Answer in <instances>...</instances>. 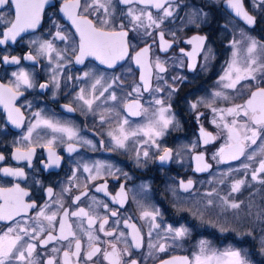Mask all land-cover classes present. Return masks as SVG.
Segmentation results:
<instances>
[{
    "label": "flooded vegetation",
    "instance_id": "1",
    "mask_svg": "<svg viewBox=\"0 0 264 264\" xmlns=\"http://www.w3.org/2000/svg\"><path fill=\"white\" fill-rule=\"evenodd\" d=\"M63 2L51 0L35 29L22 33L15 42L9 40L0 45V84L12 85L15 82L13 74L23 70L35 85L29 89L21 88L23 95L16 101L15 106L22 114L19 127L8 119L7 112L0 106V156L4 157L0 160V188L18 185L27 193L25 203L36 205L26 215L16 218L29 231L37 225L44 229L40 232L36 227V233H33L36 238L29 240L37 244L33 259L38 264H46L48 259H53L54 264H62L63 252L75 251L76 239L81 242V254L79 260L72 257V264H108L103 254L112 252V244L116 245L121 264L131 260L137 264H162V261L177 256H186L192 261L198 254L200 239L218 240L229 245L228 237L232 234L229 231L218 234L209 218L215 219V208L202 202L206 193L216 189L225 169L238 165L243 158L223 163L216 154L230 143L224 125H231L236 119L239 128L246 121L243 116H229L226 110L243 104L252 91L264 87V6L259 0H243L245 10L256 20L254 25H248L228 7L227 0H169L160 9L135 0L129 4L120 0H100L108 9L107 15L104 9H99L89 18L98 27L99 21L108 19L106 30L128 33V57L119 61L115 68H108L90 56L81 64L75 62L79 54V36L59 11ZM165 9L172 15L165 17ZM13 12L6 6L0 9V16L11 21ZM149 14L160 22L159 27L149 26ZM133 16H139V21L134 22ZM8 26V23H0V38ZM57 30L66 39H58ZM161 33L171 45L167 51L161 50ZM194 36L206 39L193 61L186 55L192 52L193 45L186 41ZM252 40L256 41V48L249 53ZM47 42H51L54 49L50 56L40 51V46ZM143 48L149 49L148 73L132 59ZM29 55L32 59H24ZM5 56L16 57L20 63L5 64ZM252 59L255 60L252 67L256 69L252 75L256 78L242 79L234 89L225 88L229 81L221 80V77L229 70V65L235 60L238 66L245 67ZM158 63L165 69L163 72L158 71ZM190 64L194 67L190 68ZM142 74L148 79L147 90L141 80ZM235 75L233 72L232 76ZM96 79H100V84L93 92ZM41 84L47 87L41 89ZM105 88L108 91L100 96ZM81 89L87 98L99 96L91 110L76 99ZM217 92L221 95L216 96ZM112 94L116 100L110 98ZM157 100L162 103L157 104ZM133 103L139 104L137 115H129L127 111V106ZM66 106H71L73 111L69 112ZM161 108L167 109L164 117L171 123L162 136L149 138L145 131L160 127ZM43 119L73 128L76 137L69 140L41 124L25 139L29 128ZM124 120L128 121L123 125L124 129L135 130L138 135L130 136L125 142L126 148L120 149L115 147L109 132L119 135ZM202 128L215 139L205 144ZM69 145L74 149L72 152L68 151ZM164 149L170 150V158L161 163L159 156L163 155ZM17 150L31 151V162L14 159ZM49 150L60 158L58 166L46 167L50 163ZM145 151L148 157L143 155ZM199 154H203L204 163L210 165L208 172L196 171L195 157ZM4 169L21 170L24 175H5ZM182 181L184 184L192 181L187 192L182 188ZM102 185H106L107 195L96 191ZM49 187L52 188L51 197L47 193ZM121 187L125 191L123 205L113 202ZM76 196L81 199L73 203ZM196 202L202 204V209L194 210ZM41 208H45L47 215L56 213L54 227L37 217ZM80 208L93 218L92 228L88 227V217L71 214ZM65 210L69 213L67 225L75 237L54 239L41 246V241L49 234L59 237V224ZM202 210L204 214L209 213L208 217L203 216ZM144 211L153 212L155 220L143 217ZM113 212L116 215H112ZM105 219L107 223L102 232L100 224ZM15 223L0 221V234ZM127 225H134L138 230L139 248L132 241L133 228ZM169 227L174 230L185 228L187 232L174 238L175 232H169ZM109 231L114 235H105ZM89 233L98 239L89 241ZM150 244L155 247L150 248ZM90 245L99 247L101 252L92 260H86ZM160 245H164L166 251L160 252Z\"/></svg>",
    "mask_w": 264,
    "mask_h": 264
},
{
    "label": "snow or ice",
    "instance_id": "2",
    "mask_svg": "<svg viewBox=\"0 0 264 264\" xmlns=\"http://www.w3.org/2000/svg\"><path fill=\"white\" fill-rule=\"evenodd\" d=\"M121 3L129 4L133 0H120ZM137 3H143L145 5L151 4L153 7L160 9L163 7L164 3H168L169 0H135ZM260 4L264 6V0H259ZM51 0H0V9H4L6 6L10 9H13V19L11 21H6L3 16H0V23H8L10 26L7 27V30L3 32V38H0V45L5 44L7 41L11 40L12 42L16 41V38L22 33L35 29L41 22V18L44 14L45 6L49 5ZM227 5L230 9L235 12L237 17L242 18L248 25H254L256 23L255 17L250 15L244 8L243 0H227ZM54 6V5H53ZM99 9H104L105 14L107 15L108 9L105 4L101 3L100 0H64L63 4L60 6L59 11L63 16L71 22V25L75 28L76 34L79 36V46H78V55L75 57V62L81 64L84 62L86 57H93L95 60L99 61L100 64L106 65L108 68H115L116 64L128 57L129 44L127 40L128 33L126 31H108L105 26L108 25V19L99 21L100 26L98 27L92 19L89 18V15L95 14ZM132 13L129 12V15ZM172 13L165 9L164 16H171ZM149 26L155 24L159 27V23L156 20H153L151 14L148 15ZM139 16H133V21H139ZM123 28V25H121ZM56 37L58 39L64 40L65 36L61 35V32L57 30ZM206 37L203 36H194L190 40L186 41L188 44L193 45V50L190 53H186L191 60H195L196 54L204 47V41ZM161 41V50L167 51L171 45H169L164 40L163 33L160 34ZM256 48V41L252 40L248 52L252 53ZM40 51L45 52L49 56L51 52L54 51L53 45L51 42H47L40 46ZM76 51V49H73ZM149 49L143 48L141 51L136 52L135 56L132 59L135 63L144 69L145 73H148V66L146 64L147 54ZM59 57V53L57 54ZM235 56V53H233ZM62 58V57H60ZM24 59H32V56H25ZM5 64H19L20 60L16 57L5 56L3 58ZM252 64H255V60H250L249 64L245 67L238 66V63L234 60L232 64L229 65V70L225 73L221 80H228L229 82L224 85L225 88H235L237 83L242 79H255L256 77L252 75L256 71L252 67ZM190 68L194 67V64L189 65ZM157 69L160 72H163L165 69L158 63ZM235 72V76H232V73ZM15 76V82L12 85L0 84V106L8 114V119L15 124L17 127L20 126L22 121V114L19 109L16 108L15 104L20 95H23L21 88L29 89L34 87L30 75L21 70L13 74ZM85 76H89V73H85ZM55 79V77H53ZM141 80L144 82L145 90L148 89V79L145 74L141 75ZM100 84V79H96L95 83L92 85V91L95 92L96 85ZM41 89L46 88V84L39 85ZM110 87V85H109ZM138 91L139 89H135ZM108 91L105 88L100 96L104 95V92ZM159 91V89H157ZM84 90L81 89V94H79L76 99L83 101L84 105L88 107L89 110L92 109V105L96 99H99V96H94L93 98H87L83 94ZM216 96H220L221 93H215ZM112 100H116L115 94L110 96ZM226 98V97H225ZM157 104H161L162 101L157 100ZM193 108L196 107L195 104L192 105ZM69 112L73 111L71 106H66ZM139 104L133 103L127 106V111L129 115L139 114ZM167 111L165 108L160 109V127L158 128H149L148 131H145V135L152 137L162 136L163 130L168 127L171 123V120L164 117V113ZM215 111V109H214ZM227 114L232 117L243 116L246 118V121L240 124V127L237 128V120L233 119L231 125L225 124V128L228 129V140L230 143L222 147L219 152L216 154L220 158V162H227L228 160H236L245 154V149L247 143L256 144L257 139L264 133V87H257L255 91H252L249 97L245 100L243 104H237L232 108H228ZM39 116V113H36ZM223 119V117H221ZM101 122H104V117L101 116ZM128 121L124 120L119 128V135H114L112 132H109V136L115 142V147L124 149L126 148V141L130 136L138 135V132L126 131L123 127L124 124H127ZM43 125L51 129L54 133H62L67 136L69 140H72L76 137V131L68 126H61L56 122L51 120L43 119L37 120L36 124L32 125L28 130V136L25 139H28L31 136L32 131ZM251 125V126H250ZM243 133V135L241 134ZM250 133V135H249ZM201 136L204 138V143H210L215 137L210 133H206L203 128L201 129ZM51 143V141L49 142ZM158 147V145H157ZM74 149L71 145L68 147V151L72 152ZM261 151L264 152V146L261 147ZM145 157H148V152L143 153ZM170 158V150L164 149L163 155L159 156L161 163L166 162ZM254 153L248 156V159H253ZM4 157L0 156V160H3ZM16 160H28L29 163L32 159V152H20L17 150V154L14 156ZM59 157L49 150V161L50 163L46 167L58 166ZM137 160H139V152H137ZM197 161L196 171H204L209 165L204 163V158L201 155L195 157ZM249 165L245 164L244 168H248ZM5 175L10 176H23L24 173L21 170L13 171L11 169H4ZM85 171H88L85 168ZM264 173V159L259 161V168L254 170L252 173V179L257 180L258 174ZM261 184H264V179H260ZM192 181H188L187 184L181 182L182 188L184 191H188L191 186ZM244 184L243 180H238L232 184V192H238L241 185ZM97 192H105L106 185H102L96 188ZM49 197L52 195V188L47 189ZM87 193H82L86 195ZM27 193L19 188L17 185L14 188H0V221H16L15 226H9L6 231L0 234V264H38L37 260L33 259V253L37 248V244L29 242V240L35 239L36 236L33 233H36V227H39L40 232H43L44 229L42 226L37 225L29 231L28 227L22 226L19 221L16 220L17 217L26 215L30 208L36 207L34 203L28 204L25 203L24 197ZM209 196L212 193H208ZM81 199L80 196H76L73 203L78 202ZM125 199L124 188L121 187L120 191L113 197L114 203H120L123 205ZM224 203L227 204L228 201L224 199ZM208 204L211 205L212 201L209 200ZM48 206L45 205V208ZM61 207L63 205L61 204ZM107 208V205H104ZM230 207L233 209L239 208V204L232 202ZM45 208H41L37 217H42L48 222L49 227H54L53 222L56 219V213L53 212L51 215H47ZM76 217H88V227L92 228L93 218L89 217L88 212L84 208H80L78 211L71 213ZM112 215H116L115 212ZM143 217H151L155 220V214L153 212L144 211ZM69 213L67 210L63 213V219L60 221L59 237H54L49 234L47 238L41 241V246H46L48 243L52 242L54 239L68 240L69 236L75 237V234L71 231L70 226L67 225V218ZM27 222L25 221V224ZM107 219L104 220V223L100 224V231H105V224ZM128 227L133 228L132 241L135 247H140L139 232L135 229L134 225H127ZM158 227V225H156ZM67 227V231H66ZM169 232H175L174 238L182 237L187 229H172L169 227L167 229ZM107 236H113V232H105ZM123 235V234H121ZM248 235H251L249 232ZM27 238V239H26ZM89 241L98 239L93 237L91 233L88 234ZM112 252H104L103 258L108 261V264H121L120 254L116 249V245L112 244ZM261 250L264 251V239L261 241ZM71 247V243L69 244ZM149 247H155V245H149ZM91 250L88 251L85 255L86 260H92L94 256L101 252L99 247H94L90 245ZM160 252L166 251L164 245H160ZM57 251V249H53ZM81 254V242L79 239L75 241V251L65 250L63 252V261L62 264H72V257H76L79 260ZM46 264H54L53 259H48ZM128 264H137V261L131 260ZM162 264H252V261L248 258V253L239 248L228 247L224 251H217L209 249L207 247V242L201 241L200 252L194 256V259L190 261L188 257H173L171 260L162 261Z\"/></svg>",
    "mask_w": 264,
    "mask_h": 264
},
{
    "label": "rangeland",
    "instance_id": "3",
    "mask_svg": "<svg viewBox=\"0 0 264 264\" xmlns=\"http://www.w3.org/2000/svg\"><path fill=\"white\" fill-rule=\"evenodd\" d=\"M262 146H264V133H262V135L257 139L256 144H251L250 142L247 143L245 154L243 155V158L238 165L225 169V173L221 177V181H219V184L216 187V189L212 190L211 192H208V193H212V195L209 196L208 193H206V197H204L205 201H203L202 204L205 203V206H208V207L212 206L215 208V212H216L215 219L211 218L210 216L209 218L213 222V225L216 228H218L217 225L219 226V225L225 224V221L223 220L224 218L219 217L220 215L226 214V215L233 216L234 214L239 213V210L242 209L243 205H245L246 207L250 209L252 208V205L253 206L255 205L253 204L254 201L252 199H247L245 204H243V201H238L237 197L239 194L243 193L244 191L246 192L248 189L253 190L250 196L255 195L256 192L258 191L259 185L260 187L263 186L259 181L260 179H264V173H259L257 180L252 179L253 171L259 168V161L261 159H264V152L261 151ZM253 153H254V158L251 160L248 159V156ZM245 164H248L249 167L244 168ZM238 180H243L244 184L241 185L240 190L238 192H232V184ZM224 199L228 201L227 204L224 203ZM209 200L212 201L211 205L208 204ZM232 202L239 204V208H236V209L231 208L230 204ZM196 203L197 204L194 205L195 206L194 210L197 211V210L202 209V206H201L202 204H200V202L199 203L196 202ZM205 209L207 208L205 207ZM202 214L203 216H206V217H208L209 215V213L204 214L203 210H202ZM212 215H214V213ZM230 220L232 221L231 218ZM228 221L226 225L230 224V222ZM262 222H264V218H262ZM222 230L223 228L219 227L217 230L218 234H223L224 232ZM239 239L241 238L239 237ZM201 241L207 242V247L209 249H213L217 251H224L226 248L230 247L228 243H225L226 246L224 245L223 247H216L213 240L200 239L197 242L198 253L200 252ZM256 259L258 261L264 262V254H261ZM252 264L254 263L252 262Z\"/></svg>",
    "mask_w": 264,
    "mask_h": 264
},
{
    "label": "trees",
    "instance_id": "4",
    "mask_svg": "<svg viewBox=\"0 0 264 264\" xmlns=\"http://www.w3.org/2000/svg\"><path fill=\"white\" fill-rule=\"evenodd\" d=\"M262 185L261 187L259 185L255 195L250 196L253 190L248 189L237 197V200L243 201V204H245L247 199H252L255 205H252L251 209L243 205L238 214H234L233 216L226 214L218 215L224 218L225 224L217 225V227L223 228V232L229 231L232 234L231 237H228V240H230L229 246L246 251L248 258L254 264H264L263 261L256 259L261 254H264V251L261 250V241L264 239V222H262V218H264V184ZM226 221L230 222V224L226 225ZM249 232L251 235H248ZM214 243L216 247H223L225 244L218 240H214Z\"/></svg>",
    "mask_w": 264,
    "mask_h": 264
},
{
    "label": "water",
    "instance_id": "5",
    "mask_svg": "<svg viewBox=\"0 0 264 264\" xmlns=\"http://www.w3.org/2000/svg\"><path fill=\"white\" fill-rule=\"evenodd\" d=\"M199 155H203V154H199ZM242 157V156H241ZM241 157L239 158V159H236V160H228L227 162H223V163H232V162H237V161H239L240 159H241ZM207 164V163H206ZM208 165V164H207ZM209 168H210V165H209V167L206 169V170H204V172H208V170H209ZM177 257H186V256H177ZM173 258V257H172ZM172 258H170V259H168V260H171Z\"/></svg>",
    "mask_w": 264,
    "mask_h": 264
}]
</instances>
